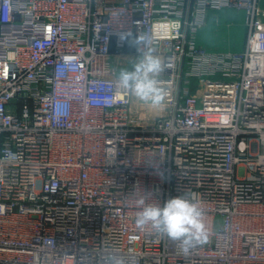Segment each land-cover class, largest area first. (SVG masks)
<instances>
[{
	"label": "built area",
	"instance_id": "1",
	"mask_svg": "<svg viewBox=\"0 0 264 264\" xmlns=\"http://www.w3.org/2000/svg\"><path fill=\"white\" fill-rule=\"evenodd\" d=\"M261 2L0 0V264H264ZM226 9L243 51L200 48ZM121 33L165 64L159 108L116 89L139 57ZM185 192L210 232L187 254L135 224Z\"/></svg>",
	"mask_w": 264,
	"mask_h": 264
},
{
	"label": "clouds",
	"instance_id": "2",
	"mask_svg": "<svg viewBox=\"0 0 264 264\" xmlns=\"http://www.w3.org/2000/svg\"><path fill=\"white\" fill-rule=\"evenodd\" d=\"M119 39L136 46L139 57L133 61L131 69L119 72L114 82L116 89L126 91L142 104L159 108L166 96L165 89L160 86L161 74L166 70L165 64L151 49L140 50L138 46L145 40L144 36L132 37L131 33H121ZM136 206L137 228L174 242L184 254L209 242L210 232L205 223V212L194 193L171 196L162 203H150L140 198ZM105 264H124V258L110 254L105 258Z\"/></svg>",
	"mask_w": 264,
	"mask_h": 264
},
{
	"label": "rangeland",
	"instance_id": "3",
	"mask_svg": "<svg viewBox=\"0 0 264 264\" xmlns=\"http://www.w3.org/2000/svg\"><path fill=\"white\" fill-rule=\"evenodd\" d=\"M264 7V2H261ZM247 30L245 28V13L233 9L211 12L207 15L206 24L200 30L197 44L200 48L210 52L243 51ZM123 67L117 69V74ZM237 176H244L243 168L237 169Z\"/></svg>",
	"mask_w": 264,
	"mask_h": 264
}]
</instances>
